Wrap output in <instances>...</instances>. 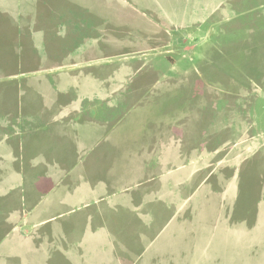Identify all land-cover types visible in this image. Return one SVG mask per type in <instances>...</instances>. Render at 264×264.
<instances>
[{
	"label": "rangeland",
	"instance_id": "374dc122",
	"mask_svg": "<svg viewBox=\"0 0 264 264\" xmlns=\"http://www.w3.org/2000/svg\"><path fill=\"white\" fill-rule=\"evenodd\" d=\"M9 10L0 264H264V0Z\"/></svg>",
	"mask_w": 264,
	"mask_h": 264
},
{
	"label": "crops",
	"instance_id": "0c3cea01",
	"mask_svg": "<svg viewBox=\"0 0 264 264\" xmlns=\"http://www.w3.org/2000/svg\"><path fill=\"white\" fill-rule=\"evenodd\" d=\"M3 1H5V0H0V6H4L5 8H7V9H10V10H14V11H17V9H18V5L20 4L21 5V2L22 1H24V0H6V2H7V4L5 5V3L6 2H4L3 3ZM9 10V11H10ZM101 138H104V136H102ZM158 159H156V160H160V154L158 153ZM155 160V161H156ZM148 161V160H147ZM148 164V163H147ZM143 169V168H142ZM142 169H139L138 170V176H137V173H135L136 174V177L134 178V179H130V181H132V183L135 181V179H137V178H139V179H141L142 177H145V171H142ZM71 171V170H70ZM70 171H68V172H65V171H60V170H58L57 168L53 171V174L55 175V176H57L56 178H59L58 179V181L61 179V176H63V177H65V175L66 176H68V174L70 173ZM52 177H53V175H52ZM55 178V179H56ZM54 179V180H55ZM57 181V182H58ZM131 183V184H132ZM130 184V183H129ZM45 184H43V185H40V183H39V186H37L38 187V190H40V191H45L46 190V186H44ZM44 186V187H43ZM129 186H131V185H129ZM97 190H95L94 192H90V191H88V193L91 195V196H93V200H97V206L96 207H99V205H98V202H100V193L98 194L97 192H99L100 191V189L99 188H96ZM116 191H119V192H121V195H123V191H124V187H122V185H121V187H119V186H116ZM102 190H104V188L102 189ZM101 190V191H102ZM98 194V195H97ZM102 194H104V193H102ZM91 199V198H90ZM142 200H144V197H142L141 198V201ZM38 204V202H36L35 201V203H33L32 205L34 206V207H30V208H28L27 210H26V213H27V215H25V218H26V216H29L28 215V212L30 211V212H32L31 214H34V217H35V215H37L38 213H36V211L35 210H37L38 209V207H36V205ZM100 211V210H99ZM25 212V211H24ZM29 212V213H30ZM98 217H100V215H97ZM24 217V216H23ZM38 221H41L40 220V218H38L37 219V217H35L34 218V220H32L31 221V224L33 225V224H37L38 223ZM55 235H56V237H57V235L59 234V233H63L62 234V236L64 237L65 236V232L67 233V232H69V234H71V232H72V228H71V224L69 225H67V224H64V225H55ZM61 230V231H60ZM98 232H100V231H98ZM104 232V231H103ZM24 235H26V234H24ZM21 239L23 240V239H27V238H23V236H21ZM21 240V241H22ZM86 241V240H85ZM69 245H70V243H69ZM37 253L39 252V249H38V251H36ZM33 253H35V252H33Z\"/></svg>",
	"mask_w": 264,
	"mask_h": 264
}]
</instances>
